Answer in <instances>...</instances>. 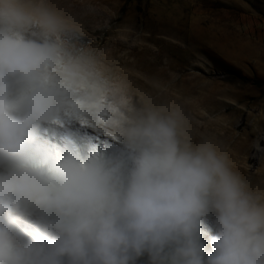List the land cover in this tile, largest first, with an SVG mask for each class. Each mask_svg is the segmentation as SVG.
I'll list each match as a JSON object with an SVG mask.
<instances>
[{
    "label": "clouds",
    "instance_id": "9594fccd",
    "mask_svg": "<svg viewBox=\"0 0 264 264\" xmlns=\"http://www.w3.org/2000/svg\"><path fill=\"white\" fill-rule=\"evenodd\" d=\"M95 11L89 0H0V264H264V181L195 141L182 107L134 102L79 41ZM100 96L99 127L119 153L40 139L76 99L98 126Z\"/></svg>",
    "mask_w": 264,
    "mask_h": 264
},
{
    "label": "rangeland",
    "instance_id": "374dc122",
    "mask_svg": "<svg viewBox=\"0 0 264 264\" xmlns=\"http://www.w3.org/2000/svg\"><path fill=\"white\" fill-rule=\"evenodd\" d=\"M69 2L54 0L60 7ZM89 2L96 11L83 17L79 41L100 54L109 74L129 84L134 102L182 107L195 141H212L243 177L264 181V153L254 148L264 147V0ZM97 103L103 107L95 111L106 119L103 96ZM96 122L66 116L45 125L40 139L56 148L70 137L84 154L119 153L118 140ZM205 231V239L215 234L210 221Z\"/></svg>",
    "mask_w": 264,
    "mask_h": 264
},
{
    "label": "snow or ice",
    "instance_id": "6c2138e0",
    "mask_svg": "<svg viewBox=\"0 0 264 264\" xmlns=\"http://www.w3.org/2000/svg\"><path fill=\"white\" fill-rule=\"evenodd\" d=\"M68 103H69V109L70 110L65 113L66 116L74 117V118L80 120L84 124H91V122L88 119H86L85 116H83L81 114V110L85 107L84 102L82 100L76 99V100L69 101ZM90 107L99 110L100 108L103 107V105H101L100 103H96L94 105H91ZM95 116H96V120L99 123H105L106 122L105 113H101V112L97 111L95 113ZM55 122L59 123L60 121L56 120Z\"/></svg>",
    "mask_w": 264,
    "mask_h": 264
},
{
    "label": "trees",
    "instance_id": "16d2710c",
    "mask_svg": "<svg viewBox=\"0 0 264 264\" xmlns=\"http://www.w3.org/2000/svg\"><path fill=\"white\" fill-rule=\"evenodd\" d=\"M229 77L231 79H234V80H240L242 81L243 83H250V84H253V85H256V86H262L263 85V82L262 81H259V80H251L249 78H245V77H240L234 73H230L229 74Z\"/></svg>",
    "mask_w": 264,
    "mask_h": 264
}]
</instances>
